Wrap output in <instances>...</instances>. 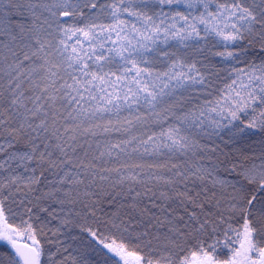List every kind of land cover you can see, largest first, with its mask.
Masks as SVG:
<instances>
[{
  "label": "snow or ice",
  "instance_id": "6c2138e0",
  "mask_svg": "<svg viewBox=\"0 0 264 264\" xmlns=\"http://www.w3.org/2000/svg\"><path fill=\"white\" fill-rule=\"evenodd\" d=\"M0 264H264V0H0Z\"/></svg>",
  "mask_w": 264,
  "mask_h": 264
},
{
  "label": "rangeland",
  "instance_id": "374dc122",
  "mask_svg": "<svg viewBox=\"0 0 264 264\" xmlns=\"http://www.w3.org/2000/svg\"><path fill=\"white\" fill-rule=\"evenodd\" d=\"M0 243H2V242H0Z\"/></svg>",
  "mask_w": 264,
  "mask_h": 264
}]
</instances>
